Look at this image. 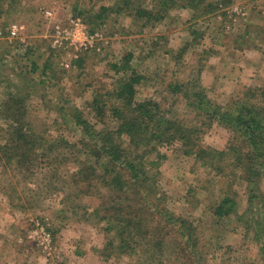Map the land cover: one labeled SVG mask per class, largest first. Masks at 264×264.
<instances>
[{
    "label": "rangeland",
    "instance_id": "1",
    "mask_svg": "<svg viewBox=\"0 0 264 264\" xmlns=\"http://www.w3.org/2000/svg\"><path fill=\"white\" fill-rule=\"evenodd\" d=\"M116 1L0 0V264H184L176 237L184 221L197 226V253L203 251L197 264H261L264 236L258 240L245 222L249 208L264 210L249 206L244 183L239 180L230 186L222 175L184 155L178 143L158 146V153L165 157L152 171L158 172L156 197L145 200L153 204L152 210H137L132 192L127 199L123 196L114 202V207L124 208V217L134 219L129 227L133 234L163 221L153 213H162L165 223L170 216L169 226L176 225L168 229L169 234H153L150 243L138 238L133 252L118 254L107 248L113 235L105 229L102 205L113 190L104 174L91 183V195L67 196L73 187L69 174L62 175V171H76L74 159L88 157L81 147L64 148L66 144L60 141H77L74 110L90 123H98L90 108L97 94L118 105L115 94H111L113 101L106 96L119 79L129 75L112 68L128 53L132 55L130 68L141 76L134 85L136 100L153 99L185 127L196 123V112L186 106L183 89L173 94L169 85L186 84L190 90L197 79L206 96L222 106L241 97L247 88L264 87V0H231L207 14L206 5H213V0L197 3L193 10L184 6L186 0H170V9L158 21H147L125 9L95 17L101 7H111ZM140 1L141 8L151 9L157 0ZM46 10L62 24L68 18L79 19L88 32L101 34L102 41L96 42L99 51L82 50L80 61L74 63L72 51L53 49ZM12 25L18 29L13 38L9 34ZM20 123L28 124L36 135L41 132L45 139L42 148L33 146L27 153L25 164L12 158L15 152L8 147L13 144L6 141L13 126L16 130ZM199 137L202 147L222 150L231 133L215 122L203 128ZM52 144L55 153L50 152ZM42 149L49 154L48 160L40 155ZM55 154L64 159L52 165ZM51 168L57 171L53 179ZM259 187L264 191V176ZM228 188L235 191V212L244 216L236 219L233 214L214 222L206 208L219 202ZM68 204L75 205V213ZM255 220L264 230V214L256 213ZM112 221L114 230L123 224ZM36 223L43 224L50 236L53 233L48 253L28 238ZM161 239L162 252L154 246ZM112 242L116 244V239Z\"/></svg>",
    "mask_w": 264,
    "mask_h": 264
},
{
    "label": "trees",
    "instance_id": "2",
    "mask_svg": "<svg viewBox=\"0 0 264 264\" xmlns=\"http://www.w3.org/2000/svg\"><path fill=\"white\" fill-rule=\"evenodd\" d=\"M135 1H137V6ZM135 1L118 0L111 7H101L100 13L95 17L101 19L109 11L119 14L125 9L134 10L137 17L145 18L147 21H158L170 9L168 2H171L170 0H157L155 6L151 9H145L141 8L140 0ZM205 1L186 0L184 6L193 10L197 3L202 4ZM213 2V5L211 3L206 5V8L209 9L206 14L218 10L219 4V6H225L231 3V0H213ZM79 54L80 52L76 58L70 57V61L73 59L72 62H79ZM131 59L132 55L128 53L122 59L123 62L112 66L116 71L129 72V75L118 80L114 90L106 96L108 101H113L114 96L112 97L111 94H115V97L119 99L118 105L107 103V98L102 99L104 95L97 94L90 103V108L94 111L98 123H90L80 111L74 110L72 119L74 128L79 132L77 141L69 143L63 139L58 140L60 144H66L64 148L81 147L86 153L85 156L88 157L86 160L77 159L78 157L74 159L75 162H78L76 171H62V175L69 174V177H66L71 179L70 184L73 187L72 194H67V196L75 197L76 193L84 196L91 195L93 189L91 183H94L98 178L100 179L99 174H104V177L108 178L107 185L113 190V194L110 193L104 198L102 220H106L105 229L113 237H109L107 248L115 249L118 254H127L133 252L134 249L137 250L138 238H143L147 240V243H150L151 240H148L152 238L153 234H169L168 229L176 228V225L169 226L170 216L167 217L169 219L165 223L162 213H153L162 217L163 221L158 223L155 228L150 230L145 228L143 232H139V228L137 233L133 234L129 231V227L134 219L129 215L124 217V208L114 207L116 199L121 201L123 196L127 199V194L132 192V196L135 198L134 203L138 207L137 210H152L153 204L149 201L145 203V200L156 197L155 186L158 172L153 173L152 171H154L153 167H158V164L165 157L158 153V146L163 143H178L184 155L193 156L203 167L222 175L230 186L240 180L245 184L244 189L249 206L259 205L258 208L264 210V191L259 187V180L264 176V87L247 88L241 97L229 105L222 106L214 103L206 96L197 79L190 90L186 84L169 85L173 94L178 91L181 92L183 89L182 97L186 106L196 112V123L190 127H185L173 115L167 116L168 113L153 99L136 100L134 85L141 80V76L130 68L129 61ZM215 122L231 133L229 142L222 150L202 147L199 143V135H202V129L210 128ZM17 126L18 129L15 130L13 126L10 130L6 141H11L10 143L13 144L12 147L9 145L8 148H12L17 157L12 156V158H19L20 162L25 164L27 153L32 151L33 146L42 148L41 141H45V139L41 132L37 136L36 132L32 131L26 123L25 125L21 124V126L17 124ZM35 141H38L37 145ZM49 149L51 153H55L57 150L53 148V144L50 145ZM43 152L42 149L40 155L48 160L49 154ZM152 154L155 155L151 159ZM53 157L52 165L55 161H58L59 164L64 159L61 154H55ZM99 167L102 170L97 171ZM228 168L230 169L229 173L226 172ZM50 175L53 179L57 176V171H53L51 168ZM229 188V192H225L219 202L206 208L211 210L214 222L224 221L233 214L236 215V219L244 216V212L240 215L235 212L237 206L234 198L235 191ZM144 191L148 192L145 194ZM254 202L255 204H253ZM63 204L61 203V205ZM125 206L128 207L129 204ZM74 208V204H68V209L72 210L73 213H75ZM128 209H132V206H129ZM248 211L251 214L245 222V227L260 240L259 237L264 236V230L261 229L260 223H257L255 219L256 213L264 214V212L259 213L253 207L249 208ZM166 214L169 215L170 212ZM113 219L117 223H123L118 225L116 230H114ZM170 223H172L171 219ZM195 229H197L195 222L184 221L176 231V237L181 241L180 260L184 264H189L188 260H190V264H197L203 258V251L197 253L199 242L196 236L198 233ZM115 239L116 244L112 242ZM162 241L163 239L155 240L154 246L157 251L162 250ZM112 245L113 248H111ZM260 251L262 253L261 264H264V244L260 246Z\"/></svg>",
    "mask_w": 264,
    "mask_h": 264
},
{
    "label": "built area",
    "instance_id": "3",
    "mask_svg": "<svg viewBox=\"0 0 264 264\" xmlns=\"http://www.w3.org/2000/svg\"><path fill=\"white\" fill-rule=\"evenodd\" d=\"M53 16L51 11L46 10L44 12L46 20L51 21L50 41L53 49L70 50L72 51L70 56L73 58H76L82 50L99 51V46H96V42L102 41L101 34L88 32L86 26L80 23L79 19L68 18L67 22L62 24L61 21L54 19ZM17 30L16 26L12 25L11 30H9L12 38L17 35ZM28 238L37 243L44 251L51 250V236L43 224L36 223L31 229Z\"/></svg>",
    "mask_w": 264,
    "mask_h": 264
}]
</instances>
